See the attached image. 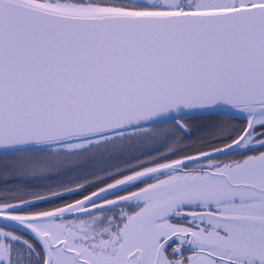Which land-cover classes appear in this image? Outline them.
<instances>
[{
    "label": "snow or ice",
    "instance_id": "1",
    "mask_svg": "<svg viewBox=\"0 0 264 264\" xmlns=\"http://www.w3.org/2000/svg\"><path fill=\"white\" fill-rule=\"evenodd\" d=\"M192 110L223 147L188 154ZM37 145L81 198H0V264H264V0H0V149Z\"/></svg>",
    "mask_w": 264,
    "mask_h": 264
},
{
    "label": "flooded vegetation",
    "instance_id": "2",
    "mask_svg": "<svg viewBox=\"0 0 264 264\" xmlns=\"http://www.w3.org/2000/svg\"><path fill=\"white\" fill-rule=\"evenodd\" d=\"M187 121L192 125V135L190 137H185V143L189 144V150H188V154H195L198 153L199 151L203 150V151H211L212 148L214 147H223V142H215V141H211L210 136L208 135L209 129H211L213 127V122L214 120H218L221 118H217V117H213L210 115H202V116H190L186 118ZM228 123L231 125H240L241 124V120L240 119H229ZM161 127H167L166 125L161 126ZM205 140H209L211 142L204 144L203 141ZM161 150H163V147L161 146ZM132 155H140V153L137 151L135 153H132ZM181 155H183V153H181ZM130 158V157H129ZM172 159L174 158H178V157H171ZM216 160H220L223 162H228L231 159H237L238 156L237 155H232L229 153H224L221 155H217L213 157ZM203 162V161H202ZM15 175H11L10 178L11 179H15ZM8 181H10L8 179ZM11 182V181H10ZM149 182H154V181H149ZM15 183V182H13ZM105 186L104 184H100L97 186H94L93 188L89 189V191L92 190H96L97 187H103ZM145 185L141 184L140 187H143ZM138 188H130L129 191H137ZM84 194H88V192H85ZM122 195L128 194V193H121ZM0 198H8L9 202L11 203H16L19 204L21 202V199L18 198H22V199H26V200H31V195L27 194L25 192H23V190H13L10 193V196L5 197L1 192H0ZM81 196L77 195L73 196V198H63L64 200H57V199H50L47 200L45 202H41V203H37L35 205V207L33 208V210H39V209H43V210H51L54 209L56 207H60L65 205L66 203H71L74 202L77 199H80ZM112 198V197H110ZM18 214H26L24 212H19ZM4 224H0V228H3ZM5 231H11V229L8 228H4ZM15 234H21L19 232L15 233ZM23 239H28L30 242L34 243L37 245V247L39 246L28 234H26L25 232H23ZM176 246H180L179 243L175 242L172 244V247H176ZM182 248L184 249L182 251L183 256L189 257L193 255V251H190L189 249H186V246L183 245ZM169 252H171V248L169 249Z\"/></svg>",
    "mask_w": 264,
    "mask_h": 264
},
{
    "label": "trees",
    "instance_id": "3",
    "mask_svg": "<svg viewBox=\"0 0 264 264\" xmlns=\"http://www.w3.org/2000/svg\"><path fill=\"white\" fill-rule=\"evenodd\" d=\"M44 150L55 152L58 149L57 147H54ZM31 153L36 156L42 155L39 150L0 155V192L5 197L10 196L11 191L20 189L23 190V192L30 194L32 199H35L37 194L42 196L51 194L52 189H55L56 191L63 190L58 187V181L62 180L63 177H58L54 174L33 176L22 166L25 157ZM83 169L95 170L87 163L83 166ZM11 175H15V179H11ZM8 179L11 182L8 181ZM72 187H75V185H72ZM73 196H76V194L65 195L59 198L56 197L54 199L64 200L63 198H73Z\"/></svg>",
    "mask_w": 264,
    "mask_h": 264
},
{
    "label": "water",
    "instance_id": "4",
    "mask_svg": "<svg viewBox=\"0 0 264 264\" xmlns=\"http://www.w3.org/2000/svg\"><path fill=\"white\" fill-rule=\"evenodd\" d=\"M197 115H208V114L203 113L199 110H192V113L189 116H197ZM237 119H240V118H237ZM54 147H56V146L55 145H37V146H34L33 150L48 149V148H54ZM13 153H21V152H5L4 150L0 149V155L13 154ZM193 155H195V154H193ZM217 155H221V154H216L215 156H217ZM66 218H68V217H66ZM6 223H12V222L0 220V224H6ZM25 232H27L32 238H34L38 242V240H37V238H35L34 234L28 232L27 230H25Z\"/></svg>",
    "mask_w": 264,
    "mask_h": 264
},
{
    "label": "rangeland",
    "instance_id": "5",
    "mask_svg": "<svg viewBox=\"0 0 264 264\" xmlns=\"http://www.w3.org/2000/svg\"><path fill=\"white\" fill-rule=\"evenodd\" d=\"M30 156H36V155H34V154H32V153L29 154V155H27V156L25 157L24 161H26ZM89 171H94V170H93V169H83V170L78 169V170H77V174H78V175H83V174L88 173ZM130 203H131V202L126 203V205H125V210H126V211H131V210H132V208L129 206ZM117 211H119V209H118ZM109 215H111V213H109ZM72 218H75V217H70L69 219H72ZM186 226H187V225H186ZM174 239H175V238H174ZM176 242L180 244L179 240H176ZM184 245L186 246V249H189L190 251H193V250L191 249V246H190V245H187V244H184ZM180 246H181V248H182L183 245H180ZM183 250H184V249L182 248V251H183Z\"/></svg>",
    "mask_w": 264,
    "mask_h": 264
}]
</instances>
